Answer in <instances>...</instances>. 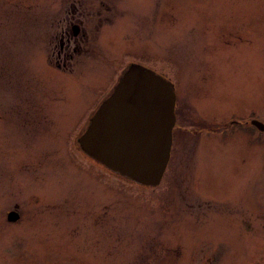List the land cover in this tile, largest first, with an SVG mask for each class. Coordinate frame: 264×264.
<instances>
[{"label":"rangeland","instance_id":"obj_1","mask_svg":"<svg viewBox=\"0 0 264 264\" xmlns=\"http://www.w3.org/2000/svg\"><path fill=\"white\" fill-rule=\"evenodd\" d=\"M76 14L108 20L67 72L48 39ZM129 62L171 81L183 127L155 186L77 144ZM250 118L264 123V0H0V264H264Z\"/></svg>","mask_w":264,"mask_h":264},{"label":"water","instance_id":"obj_2","mask_svg":"<svg viewBox=\"0 0 264 264\" xmlns=\"http://www.w3.org/2000/svg\"><path fill=\"white\" fill-rule=\"evenodd\" d=\"M173 106L170 82L130 63L88 117L77 137L78 147L119 176L155 186L169 157ZM252 122L264 126L255 118Z\"/></svg>","mask_w":264,"mask_h":264},{"label":"flooded vegetation","instance_id":"obj_3","mask_svg":"<svg viewBox=\"0 0 264 264\" xmlns=\"http://www.w3.org/2000/svg\"><path fill=\"white\" fill-rule=\"evenodd\" d=\"M107 20L108 17H85V15L82 14L57 17L51 29L52 33H50L48 39L50 43L49 54L52 57H50V59H52L53 65L63 71H71L72 65L77 62L78 57L89 50V45L95 39L96 30H98L99 25H101V21ZM173 114L174 121L171 128L170 148L173 142L174 131L183 129V127L179 128L177 123L175 124L177 118L175 104L173 106ZM19 217V212L16 210L15 203L12 209L10 208L4 212V219L7 223H13L19 219ZM12 218L14 219L12 220Z\"/></svg>","mask_w":264,"mask_h":264},{"label":"trees","instance_id":"obj_4","mask_svg":"<svg viewBox=\"0 0 264 264\" xmlns=\"http://www.w3.org/2000/svg\"><path fill=\"white\" fill-rule=\"evenodd\" d=\"M242 125V123H240Z\"/></svg>","mask_w":264,"mask_h":264}]
</instances>
